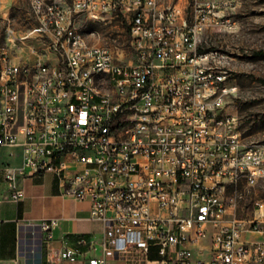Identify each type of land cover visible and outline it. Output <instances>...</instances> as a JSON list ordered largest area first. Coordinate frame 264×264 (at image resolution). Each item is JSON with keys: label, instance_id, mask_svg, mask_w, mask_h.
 <instances>
[{"label": "built area", "instance_id": "2783aa9c", "mask_svg": "<svg viewBox=\"0 0 264 264\" xmlns=\"http://www.w3.org/2000/svg\"><path fill=\"white\" fill-rule=\"evenodd\" d=\"M183 1L32 0L39 25L7 37L34 36L37 59L0 45V188L20 200L22 177L53 172L64 194L90 200L106 234L88 264H264V202L252 219L228 218L236 187L264 178V143L244 142L228 111L239 92L229 54L201 46L231 21L214 2L189 13ZM76 12L128 17L136 59L118 61ZM99 76L113 77L111 94L99 96ZM58 223L40 221L46 240ZM75 243L62 258L99 250L86 234Z\"/></svg>", "mask_w": 264, "mask_h": 264}, {"label": "rangeland", "instance_id": "374dc122", "mask_svg": "<svg viewBox=\"0 0 264 264\" xmlns=\"http://www.w3.org/2000/svg\"><path fill=\"white\" fill-rule=\"evenodd\" d=\"M49 1L68 4L71 0ZM206 2L219 5L217 11L230 19L231 29L211 24L202 34L201 46L221 49L229 54V66L239 92L231 100L228 111L239 116V129L244 142L264 143V0H185L183 4L190 13ZM74 17L77 27L89 33L93 41L111 46L118 61L136 59L128 17L111 12L98 15L76 12ZM38 25L32 0H0V45L7 44L23 59L36 60L38 55L32 53L30 47L36 45L40 48L39 40L33 36L25 41H10L7 29L14 28L20 36ZM236 188L240 194L236 201H232L228 218L252 219L258 216L260 207L257 202H264V178L255 185L240 183ZM246 237L262 238L258 234ZM46 241L44 237V252L47 251Z\"/></svg>", "mask_w": 264, "mask_h": 264}, {"label": "crops", "instance_id": "0c3cea01", "mask_svg": "<svg viewBox=\"0 0 264 264\" xmlns=\"http://www.w3.org/2000/svg\"><path fill=\"white\" fill-rule=\"evenodd\" d=\"M20 186L23 197L14 200L9 197L6 184L0 188V264H48V258L58 264H88L91 255H102L101 244L106 231L103 221L91 215V201L77 199L62 192L55 173L45 172L35 176L22 177ZM58 218L52 238L46 241L41 229L42 219ZM92 237L99 250L91 249L77 260L61 257V252L75 245L79 235ZM263 238V236H262ZM153 255L147 264H159ZM110 264H126L118 257H109Z\"/></svg>", "mask_w": 264, "mask_h": 264}, {"label": "bare ground", "instance_id": "6f19581e", "mask_svg": "<svg viewBox=\"0 0 264 264\" xmlns=\"http://www.w3.org/2000/svg\"><path fill=\"white\" fill-rule=\"evenodd\" d=\"M113 87V77H106L105 82L103 76H99V96H106V94H111V88Z\"/></svg>", "mask_w": 264, "mask_h": 264}]
</instances>
